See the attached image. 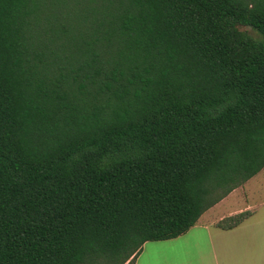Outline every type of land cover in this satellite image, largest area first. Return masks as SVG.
Here are the masks:
<instances>
[{"label": "trees", "instance_id": "16d2710c", "mask_svg": "<svg viewBox=\"0 0 264 264\" xmlns=\"http://www.w3.org/2000/svg\"><path fill=\"white\" fill-rule=\"evenodd\" d=\"M263 166L264 0H0V264H134Z\"/></svg>", "mask_w": 264, "mask_h": 264}, {"label": "crops", "instance_id": "0c3cea01", "mask_svg": "<svg viewBox=\"0 0 264 264\" xmlns=\"http://www.w3.org/2000/svg\"><path fill=\"white\" fill-rule=\"evenodd\" d=\"M263 172L264 166L202 212L180 235L143 242L134 264H264ZM240 212L248 214L232 228L216 225Z\"/></svg>", "mask_w": 264, "mask_h": 264}, {"label": "rangeland", "instance_id": "374dc122", "mask_svg": "<svg viewBox=\"0 0 264 264\" xmlns=\"http://www.w3.org/2000/svg\"><path fill=\"white\" fill-rule=\"evenodd\" d=\"M261 181H262V184L264 185V174H261ZM252 182H257V181L254 179L252 180Z\"/></svg>", "mask_w": 264, "mask_h": 264}]
</instances>
